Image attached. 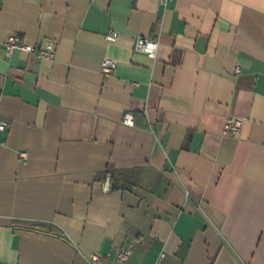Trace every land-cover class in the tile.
I'll list each match as a JSON object with an SVG mask.
<instances>
[{"label":"crops","instance_id":"1","mask_svg":"<svg viewBox=\"0 0 264 264\" xmlns=\"http://www.w3.org/2000/svg\"><path fill=\"white\" fill-rule=\"evenodd\" d=\"M0 117V264H264V0H0Z\"/></svg>","mask_w":264,"mask_h":264},{"label":"built area","instance_id":"2","mask_svg":"<svg viewBox=\"0 0 264 264\" xmlns=\"http://www.w3.org/2000/svg\"><path fill=\"white\" fill-rule=\"evenodd\" d=\"M172 0H161L164 5H168ZM107 40L114 41L117 38L116 32H109L106 35ZM159 40L157 38L138 35L135 40V49L148 54L151 57H155L159 49ZM6 53L9 55L15 48L35 53L40 58L53 59L55 57V46L52 41L46 42L44 45H32L22 41L18 34H10L5 40ZM117 67V61L111 58H106L102 62L101 71L103 74L109 76L114 73ZM241 67H235V73H240ZM244 118L242 116L230 115L227 117L223 134L235 135L241 129ZM123 122L125 124L133 125L135 123L134 112L128 111L125 113ZM10 121L0 117V140L1 134L9 128ZM22 157H26V152H20ZM133 248L131 245L123 246L117 249L112 255L111 252L102 253L100 251L92 252L88 256L87 264H127ZM165 252H161L157 261L153 264H162L165 258Z\"/></svg>","mask_w":264,"mask_h":264},{"label":"trees","instance_id":"3","mask_svg":"<svg viewBox=\"0 0 264 264\" xmlns=\"http://www.w3.org/2000/svg\"><path fill=\"white\" fill-rule=\"evenodd\" d=\"M113 177H114V180H115V186L116 187H120V184L118 183V177H117V171H113Z\"/></svg>","mask_w":264,"mask_h":264}]
</instances>
